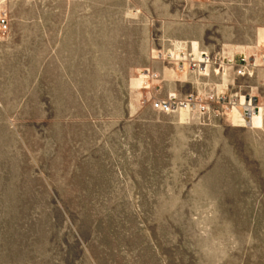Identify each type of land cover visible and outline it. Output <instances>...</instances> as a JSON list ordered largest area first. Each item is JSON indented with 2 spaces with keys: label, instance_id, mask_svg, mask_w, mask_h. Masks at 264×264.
Here are the masks:
<instances>
[{
  "label": "rangeland",
  "instance_id": "rangeland-1",
  "mask_svg": "<svg viewBox=\"0 0 264 264\" xmlns=\"http://www.w3.org/2000/svg\"><path fill=\"white\" fill-rule=\"evenodd\" d=\"M0 2V264H264V0Z\"/></svg>",
  "mask_w": 264,
  "mask_h": 264
},
{
  "label": "built area",
  "instance_id": "built-area-1",
  "mask_svg": "<svg viewBox=\"0 0 264 264\" xmlns=\"http://www.w3.org/2000/svg\"><path fill=\"white\" fill-rule=\"evenodd\" d=\"M8 25H9V20H8V14L7 11L5 10L4 6L0 2V36H4L8 32ZM205 64H208V61H204ZM238 75L243 76L244 75V69L241 68L237 71ZM243 105V120L248 121V123L251 121V119L254 116H264V103L263 104H256L252 102L251 100H248L247 104H242ZM179 103L175 102L173 100H168V101H159L155 102L153 104V109L162 111V112H170L175 108H178Z\"/></svg>",
  "mask_w": 264,
  "mask_h": 264
},
{
  "label": "bare ground",
  "instance_id": "bare-ground-1",
  "mask_svg": "<svg viewBox=\"0 0 264 264\" xmlns=\"http://www.w3.org/2000/svg\"><path fill=\"white\" fill-rule=\"evenodd\" d=\"M255 118H262V116H254L252 119H251V121L249 122V123H252V121L255 119ZM245 122V121H244Z\"/></svg>",
  "mask_w": 264,
  "mask_h": 264
}]
</instances>
